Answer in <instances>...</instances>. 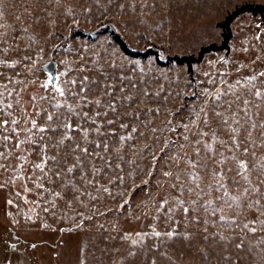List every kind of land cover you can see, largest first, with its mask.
I'll return each instance as SVG.
<instances>
[{"label":"rangeland","instance_id":"1","mask_svg":"<svg viewBox=\"0 0 264 264\" xmlns=\"http://www.w3.org/2000/svg\"><path fill=\"white\" fill-rule=\"evenodd\" d=\"M248 3L0 0V264H264V16L110 30Z\"/></svg>","mask_w":264,"mask_h":264},{"label":"trees","instance_id":"2","mask_svg":"<svg viewBox=\"0 0 264 264\" xmlns=\"http://www.w3.org/2000/svg\"><path fill=\"white\" fill-rule=\"evenodd\" d=\"M243 11H251L254 13H259L262 16H264V3L261 4L248 3L247 5L239 7L236 10H234L232 13L228 14L227 17L221 22V25L223 27V35H224L222 43L214 42L207 46H204L200 49L198 54H164L160 48L155 46H149L146 49H136L128 43L124 35L119 30H117L114 27H111L110 30L112 34L115 36V38L118 40L122 49L127 53L135 56L147 55L148 53H152L153 55H155L157 61L161 64H169L171 62L185 63L188 65L190 72H193L194 64L200 61L207 51L211 49H227V50L229 49V40L233 35L231 23L233 19ZM84 33L87 35H91L94 32L90 31ZM15 230L16 229L13 228V231L15 232V234H17ZM19 238L20 240H16L15 238L12 239L13 242H11V247L14 249V251H16V249L18 248L16 245H14V243L22 242L23 240H26V238L22 236L21 233H19Z\"/></svg>","mask_w":264,"mask_h":264},{"label":"water","instance_id":"3","mask_svg":"<svg viewBox=\"0 0 264 264\" xmlns=\"http://www.w3.org/2000/svg\"><path fill=\"white\" fill-rule=\"evenodd\" d=\"M45 164H46L47 167H49V164H47L46 161H45ZM56 196H57L59 199H62V200L64 199L63 195H62L59 191H56Z\"/></svg>","mask_w":264,"mask_h":264},{"label":"snow or ice","instance_id":"4","mask_svg":"<svg viewBox=\"0 0 264 264\" xmlns=\"http://www.w3.org/2000/svg\"><path fill=\"white\" fill-rule=\"evenodd\" d=\"M61 94H62V92H61ZM257 95H259V93H257ZM49 119H51V117H49ZM241 167H246V165L242 164ZM253 231H254V229H253ZM155 235L159 236L160 233H155ZM169 235H171V233H169ZM133 243H136V241H133Z\"/></svg>","mask_w":264,"mask_h":264}]
</instances>
